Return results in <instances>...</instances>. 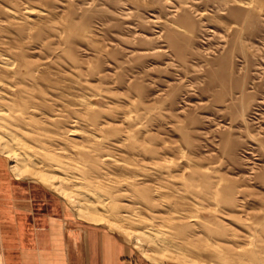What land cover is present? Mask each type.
Listing matches in <instances>:
<instances>
[{
  "label": "rangeland",
  "instance_id": "374dc122",
  "mask_svg": "<svg viewBox=\"0 0 264 264\" xmlns=\"http://www.w3.org/2000/svg\"><path fill=\"white\" fill-rule=\"evenodd\" d=\"M0 45L45 64L47 110L64 108L49 120L83 139L67 135L72 167L105 205L64 218L73 253L98 229L133 264L262 263L264 0H0ZM35 191L63 235L55 195Z\"/></svg>",
  "mask_w": 264,
  "mask_h": 264
},
{
  "label": "bare ground",
  "instance_id": "6f19581e",
  "mask_svg": "<svg viewBox=\"0 0 264 264\" xmlns=\"http://www.w3.org/2000/svg\"><path fill=\"white\" fill-rule=\"evenodd\" d=\"M3 45H0V51L7 50ZM4 52H0V264H25L37 249L43 253L49 250L55 235L48 224L51 219L40 211L43 203L34 201L37 196L35 186L44 187L56 197L52 210L59 214L64 230L63 235L58 233L57 241L69 234L68 221L64 218H72L77 223L86 217L100 221L99 209L105 204L100 198L94 201L87 197L89 191L86 190L83 169L81 166L77 170L72 167L67 135L74 134L73 139L80 144L83 139L65 125L55 129L49 120L64 108L54 107L55 113L47 110L51 97L44 82L51 81V78L45 73V64L37 63L31 56L20 62L13 61ZM92 183L96 184V181L92 180ZM89 205L96 208L86 212L85 207ZM78 225L82 227V224ZM123 231L134 236L135 247L150 260L157 262L173 258L174 255H170L172 251L162 247L159 241L151 244L157 246L158 252L149 253V241L143 240L142 235ZM149 237L151 240L152 237ZM77 248L82 250L80 245ZM260 260L264 264V257Z\"/></svg>",
  "mask_w": 264,
  "mask_h": 264
},
{
  "label": "crops",
  "instance_id": "0c3cea01",
  "mask_svg": "<svg viewBox=\"0 0 264 264\" xmlns=\"http://www.w3.org/2000/svg\"><path fill=\"white\" fill-rule=\"evenodd\" d=\"M103 234H100L98 229L95 232H89L87 234V239L84 242V250L80 256L72 251L71 237L69 238V236H64L61 241L59 240L60 245H63L60 246L59 241H57V236L53 234L50 249L45 253L37 249V252H35L32 256V259L25 264H87V252L91 253L89 256L90 264H133L129 260H120L119 250L115 248L107 249L103 244L100 245L98 243L99 236H102Z\"/></svg>",
  "mask_w": 264,
  "mask_h": 264
}]
</instances>
